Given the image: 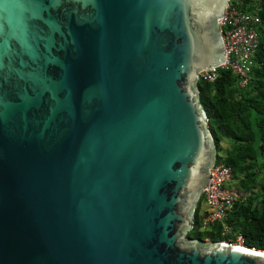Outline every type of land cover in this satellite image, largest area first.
<instances>
[{
	"label": "water",
	"instance_id": "water-1",
	"mask_svg": "<svg viewBox=\"0 0 264 264\" xmlns=\"http://www.w3.org/2000/svg\"><path fill=\"white\" fill-rule=\"evenodd\" d=\"M229 3L0 0V264H264L188 235Z\"/></svg>",
	"mask_w": 264,
	"mask_h": 264
},
{
	"label": "trees",
	"instance_id": "trees-1",
	"mask_svg": "<svg viewBox=\"0 0 264 264\" xmlns=\"http://www.w3.org/2000/svg\"><path fill=\"white\" fill-rule=\"evenodd\" d=\"M241 1L238 7L261 16L260 43L248 82L241 85L231 69L220 68L214 80L200 79L198 87L217 148L216 163L231 166L235 180L248 193L235 206L227 222L235 233L243 235L246 246L264 250V0ZM225 142L227 146L223 145ZM201 202L188 235L211 241H226L231 237L234 241L235 234L222 235L221 222L206 229L201 227Z\"/></svg>",
	"mask_w": 264,
	"mask_h": 264
},
{
	"label": "built area",
	"instance_id": "built-area-1",
	"mask_svg": "<svg viewBox=\"0 0 264 264\" xmlns=\"http://www.w3.org/2000/svg\"><path fill=\"white\" fill-rule=\"evenodd\" d=\"M241 0H230L224 15L218 19L219 33L225 44V61L220 65L200 71V79L214 80L220 68L231 69L240 78L241 85H246L252 66L253 57L260 43L258 25L261 16L258 12L248 11L238 7ZM210 184L202 191L201 198L204 206L200 209L201 227H212L217 222L222 223V235L235 234L238 245L244 244L241 233H235L227 222L235 206L248 197V193L234 183V174L231 166L220 162L209 168ZM233 239L226 240L234 244ZM237 244V243H236Z\"/></svg>",
	"mask_w": 264,
	"mask_h": 264
},
{
	"label": "rangeland",
	"instance_id": "rangeland-1",
	"mask_svg": "<svg viewBox=\"0 0 264 264\" xmlns=\"http://www.w3.org/2000/svg\"><path fill=\"white\" fill-rule=\"evenodd\" d=\"M223 145L224 146H227L228 145V142H225V143H223ZM234 183L236 184V185H238L239 186V182H238V180H234ZM200 202H201V200H200ZM202 205L204 206V204H203V202H201V207H202ZM209 241H211V240H209ZM234 244H239V242L238 241H236V240H234V241H232Z\"/></svg>",
	"mask_w": 264,
	"mask_h": 264
},
{
	"label": "bare ground",
	"instance_id": "bare-ground-1",
	"mask_svg": "<svg viewBox=\"0 0 264 264\" xmlns=\"http://www.w3.org/2000/svg\"><path fill=\"white\" fill-rule=\"evenodd\" d=\"M254 12V11H253ZM241 246H243V245H241Z\"/></svg>",
	"mask_w": 264,
	"mask_h": 264
},
{
	"label": "clouds",
	"instance_id": "clouds-1",
	"mask_svg": "<svg viewBox=\"0 0 264 264\" xmlns=\"http://www.w3.org/2000/svg\"><path fill=\"white\" fill-rule=\"evenodd\" d=\"M199 202H200V200H199ZM199 204V203H198Z\"/></svg>",
	"mask_w": 264,
	"mask_h": 264
}]
</instances>
